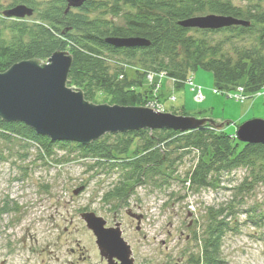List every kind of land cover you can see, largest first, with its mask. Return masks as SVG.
Segmentation results:
<instances>
[{"label":"trees","instance_id":"trees-1","mask_svg":"<svg viewBox=\"0 0 264 264\" xmlns=\"http://www.w3.org/2000/svg\"><path fill=\"white\" fill-rule=\"evenodd\" d=\"M17 5L31 8L33 18L4 15ZM207 14L229 16L248 25L218 29L182 25L187 19ZM118 18L121 23L116 21ZM220 34L222 38L217 39ZM131 37L147 44L115 47L106 41ZM58 50L72 56L67 85L81 90L88 102L99 103L97 96L101 95L111 105L154 109L155 104L160 105L161 80L151 83L149 74L166 78L174 89H180L189 86V79L194 83L191 74L198 69L212 73L215 92H232V98L239 93L245 98L257 93L264 96V3L242 8L231 0H85L81 6L69 9L65 0H10L6 6L0 3V72L25 60L46 61ZM131 61L137 65H131ZM170 97L171 101L175 99ZM170 112L187 115L183 108ZM12 137L30 141L45 155H51L54 143L73 145L74 152L92 162L90 169L98 167L116 174L115 182L104 194L109 200L125 202L137 187L161 175L169 159L168 148L174 144L183 151L197 153L196 164L184 182L202 188L217 187L215 183L222 173L243 169L231 200H243L257 186H264V144L241 142L235 134L209 124L187 131L106 133L81 145L52 142L21 122L0 119V138ZM225 204L207 207L202 237H195L201 249L194 264H222L221 242L226 233L236 230L230 221L236 213H244L253 225L264 224L261 206L254 204L236 211V204Z\"/></svg>","mask_w":264,"mask_h":264},{"label":"rangeland","instance_id":"rangeland-1","mask_svg":"<svg viewBox=\"0 0 264 264\" xmlns=\"http://www.w3.org/2000/svg\"><path fill=\"white\" fill-rule=\"evenodd\" d=\"M231 1L242 8L264 3V0ZM0 3L6 6L10 0ZM116 21L121 23L122 19ZM130 63L137 65L135 61ZM127 72L132 74L131 67ZM191 77L202 89V102L194 100L189 86L173 90L167 84H171L168 79L153 77L151 83L161 80L160 105L169 113L183 108L189 116L227 119L224 129L231 134L245 121L264 119L262 94L238 101L229 96L232 92L214 91L211 72L198 69ZM170 96L175 99L169 100ZM97 100L99 103L95 104H109L104 96H97ZM73 149V145L62 147L54 143L51 155H45L30 141L0 138V264H106L99 260L94 236L80 216L85 212L102 217L107 225H113L117 213L122 235L133 245L137 257L152 252L154 261L160 264L165 253L161 243L164 239L174 253L185 247V260L194 264L201 249L200 240L195 237H202L207 207L236 204L239 211L255 204L264 209L262 185L244 195L243 200H231L244 175L243 169L222 173L215 183L217 187L202 188L184 182L196 164L197 153L183 151L175 144L168 148L169 159L161 175L137 187L125 202L109 200L104 194L115 182L116 174L98 167L90 169L92 162ZM126 210L143 214L140 230H136L139 221ZM235 216L230 221L236 230L226 233L221 242L222 264H264V224L249 223L244 213ZM190 222L192 227L188 228ZM188 235L191 239L187 241L184 238Z\"/></svg>","mask_w":264,"mask_h":264},{"label":"water","instance_id":"water-1","mask_svg":"<svg viewBox=\"0 0 264 264\" xmlns=\"http://www.w3.org/2000/svg\"><path fill=\"white\" fill-rule=\"evenodd\" d=\"M65 1L69 9L81 6L85 0ZM31 14L32 9L25 5H17L4 12L7 17L18 18ZM233 24L248 25L232 17L216 14L195 16L182 22V25L200 29H218ZM106 41L115 47L147 44L141 38L132 37L108 38ZM71 63L70 53L58 50L46 61L25 60L0 72V119L21 122L52 142L67 141L81 145H87L106 133L140 129L187 131L206 124L221 130L225 126L224 121L227 119L220 121V118L176 115L148 106L88 102L81 90L67 86ZM235 137L241 142L264 144V119L245 121L237 127ZM129 215L140 220V215ZM80 216L96 238L99 253L107 264H133L130 246L123 240L118 224L107 228L106 221L93 212H85ZM114 258L119 262L115 263Z\"/></svg>","mask_w":264,"mask_h":264},{"label":"flooded vegetation","instance_id":"flooded-vegetation-1","mask_svg":"<svg viewBox=\"0 0 264 264\" xmlns=\"http://www.w3.org/2000/svg\"><path fill=\"white\" fill-rule=\"evenodd\" d=\"M126 213L129 215V214H132L133 212L130 211V210H126ZM137 215H140V220H139V222L136 225V230H140L141 229L140 224H141V221L144 218V216H143L142 213H138ZM116 224L119 225V228H120L121 234H122L123 233V230L121 228L122 223L120 221H117V213H114V216H113V225H107V222H106L105 227H107V228L114 227ZM191 227H192V222H190L188 224V228H191ZM122 238L130 246V249H131V258L133 259V264H157L154 261V256H153V253L152 252H149L147 254L141 253L140 256L137 257L136 254H135V250L132 248L133 245L128 240H126V237H123V235H122ZM92 239L94 241V245L96 247V251L98 252L99 260L102 263H106L107 264L106 259L103 258V257H101V255L99 253V250H98L97 245H96V238L95 237H92ZM142 239L143 240H146V239H148V237H142ZM184 239L188 241V240L191 239V237H189V235H188ZM161 243L164 245L165 253L163 255V260H161L160 264H189L185 260V254H186L185 252L187 250L185 247H183L181 250H177L175 248L174 250H177V251L174 253V251H170V250H172V247L165 245V240L164 239L161 241ZM70 252L72 253V252H74V250L73 249H70ZM55 259L58 260L57 257ZM114 262L115 263L116 262L118 263L119 261L116 258H114Z\"/></svg>","mask_w":264,"mask_h":264},{"label":"built area","instance_id":"built-area-1","mask_svg":"<svg viewBox=\"0 0 264 264\" xmlns=\"http://www.w3.org/2000/svg\"><path fill=\"white\" fill-rule=\"evenodd\" d=\"M153 77H154L153 74L148 75V79L150 82L152 81ZM187 82H188V85L191 87V90L194 91V96H193L194 100L197 102L202 101L204 96L202 95L200 88L198 86H196L194 83H192V81L190 79ZM235 98L237 100L242 101L245 98V96H243L242 94L239 93V94L235 95ZM173 99H174V97H173ZM154 108L163 111V108H161L160 105L155 104Z\"/></svg>","mask_w":264,"mask_h":264},{"label":"crops","instance_id":"crops-1","mask_svg":"<svg viewBox=\"0 0 264 264\" xmlns=\"http://www.w3.org/2000/svg\"><path fill=\"white\" fill-rule=\"evenodd\" d=\"M167 81H168V80H167ZM167 84H168L169 87H170L171 84H169L168 82H167ZM173 90H175V89L173 88ZM171 91H172V88H171ZM171 91H170V92H171ZM169 94H170V93H169ZM169 94H168V95H169ZM168 95H167V96H168Z\"/></svg>","mask_w":264,"mask_h":264}]
</instances>
